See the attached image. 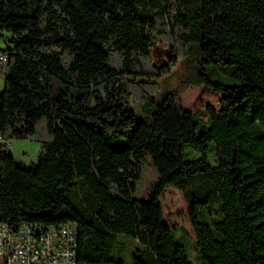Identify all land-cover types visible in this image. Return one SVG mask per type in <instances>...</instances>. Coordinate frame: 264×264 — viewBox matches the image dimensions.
I'll return each instance as SVG.
<instances>
[{
  "label": "trees",
  "instance_id": "1",
  "mask_svg": "<svg viewBox=\"0 0 264 264\" xmlns=\"http://www.w3.org/2000/svg\"><path fill=\"white\" fill-rule=\"evenodd\" d=\"M0 32L13 36L0 51L2 223L75 224L79 264H194L186 232L163 221L171 187L201 264H264V0H0ZM177 65L185 89L223 95L220 112L160 94ZM228 67L238 84L212 80ZM20 140L41 144L31 166L8 149ZM147 158L158 180L144 201ZM120 236L140 245L130 260Z\"/></svg>",
  "mask_w": 264,
  "mask_h": 264
},
{
  "label": "rangeland",
  "instance_id": "2",
  "mask_svg": "<svg viewBox=\"0 0 264 264\" xmlns=\"http://www.w3.org/2000/svg\"><path fill=\"white\" fill-rule=\"evenodd\" d=\"M13 36L6 32H0V51L10 48ZM151 56L153 64L156 68L166 66L170 62L171 54L170 48L167 44L159 45L151 49ZM235 69L228 67L225 73L219 76L212 75V80L220 81L225 84H238L239 80L234 74ZM182 70L177 65V68L172 74L165 76L159 80L160 94L165 95L176 90L181 91V101L184 108L191 112L205 111L208 107L214 108L217 112L223 109L222 101L223 95L217 94L213 89L206 86L197 87L191 86L185 89L182 81ZM4 88V78L0 72V94ZM12 155L14 158L26 166H31L37 161L41 153V144L36 141L20 140L11 141ZM188 150V148H187ZM200 154H198L199 156ZM158 180V175L151 164L150 159H146L142 164V178L137 183V189L134 197L146 201L151 192V188ZM159 202L163 208V221L171 229L180 231L183 229L190 241L187 243L182 239L180 232H176L177 239L184 243L187 247V252L191 261L194 264H201L197 258V254L193 249L196 239L194 229L188 216V205L186 204L183 194L171 187L167 188L160 197ZM212 213H215L214 211ZM138 242L132 240L127 236H120L118 238L117 252L123 254L128 260L131 259V254L139 249Z\"/></svg>",
  "mask_w": 264,
  "mask_h": 264
},
{
  "label": "built area",
  "instance_id": "3",
  "mask_svg": "<svg viewBox=\"0 0 264 264\" xmlns=\"http://www.w3.org/2000/svg\"><path fill=\"white\" fill-rule=\"evenodd\" d=\"M7 60L0 53L1 73ZM8 149L12 151L11 144ZM78 240L79 229L72 223L60 228L26 225L15 230L0 221V264H79Z\"/></svg>",
  "mask_w": 264,
  "mask_h": 264
}]
</instances>
